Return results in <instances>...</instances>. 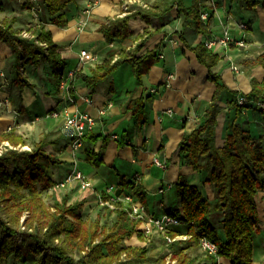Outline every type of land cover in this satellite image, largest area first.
<instances>
[{
    "label": "trees",
    "instance_id": "16d2710c",
    "mask_svg": "<svg viewBox=\"0 0 264 264\" xmlns=\"http://www.w3.org/2000/svg\"><path fill=\"white\" fill-rule=\"evenodd\" d=\"M244 1L249 8L259 5L264 10V0ZM70 2L74 0H40L39 4L47 12V22L63 25L66 19L62 10ZM23 6L30 8L29 0H24ZM173 6L182 18L183 26L205 33L206 25L197 4L185 5L183 0H174L160 12H156L154 6L132 5L125 15L109 17L99 29L108 42L115 39L133 41L137 37L140 40L130 50L122 48L116 58L113 55L102 58L88 72L74 71L70 92L73 93L77 84L92 92L124 62L132 64L134 77L140 83L142 75L157 59L160 45L156 44L138 56L136 52L157 29L145 28L134 37L128 20L139 16L150 23L152 16L168 13ZM3 10L4 4L0 0V12ZM16 18L12 14L0 19V39L10 46L14 55L15 77H20L19 66L25 61L32 64L40 60L49 62L56 83L55 92L58 93L59 79L67 72L66 57L60 53L44 23L35 25L31 34L24 36L12 25ZM189 48L207 68L206 76L214 83L215 90L198 125L184 132L178 144L182 163L190 165L201 176V182L193 183L181 177L174 182L180 208H171L167 213L177 216L180 222L170 229L169 234H183L186 238L175 239L171 243L170 258L175 262L164 260V263L193 264L196 258L187 249L199 246V239L206 238L216 244V256L227 258L230 264H252L254 237L260 222L257 195L264 191V108L259 105L264 102V77L258 80L250 76V89L244 94L258 113L263 130L255 137L240 123L244 109L250 105L238 103V91L229 88L221 75L213 70L220 56L207 48L204 42ZM250 63L264 68V50ZM20 80L21 86H33L25 78ZM223 91L229 92L231 98L227 100L223 144L217 146L215 125L221 107L216 101ZM130 108L132 115H142L143 98L133 101ZM99 136L91 130L85 135V140L94 143ZM3 141L12 147L0 154V264L9 259L12 264H27L29 261L32 264H131L146 259V244L135 246L125 243L133 236L144 240L145 234L140 229V222L130 218L121 203L113 209L103 207L114 214V221L106 225L100 224L98 219L83 218L82 199L70 203L67 194H63L51 204L43 200V190L56 185L51 167L60 163L53 152L43 148L48 143L43 137L29 150L23 149L17 146L26 144L25 138L11 127L0 132V143ZM85 161L93 165L102 164V151L87 148ZM205 184L213 190L212 199L203 189ZM119 189L128 190L145 205L141 185L126 181L122 176ZM216 256L207 255L205 263L217 264Z\"/></svg>",
    "mask_w": 264,
    "mask_h": 264
},
{
    "label": "crops",
    "instance_id": "0c3cea01",
    "mask_svg": "<svg viewBox=\"0 0 264 264\" xmlns=\"http://www.w3.org/2000/svg\"><path fill=\"white\" fill-rule=\"evenodd\" d=\"M1 1L4 10L0 12V19L15 14L17 18L12 25L20 30L22 35L29 36L31 28L39 23H44L49 28L60 53L68 61L66 70L78 64L81 49L96 53L99 61L110 55L116 58L124 47L126 50L134 48L140 40L139 37L133 41H106L99 27L107 22L109 17L125 15L128 7L136 4L154 6L156 12L170 5L166 4V0H74L62 10L65 14V24L57 25L46 21L48 15L39 4L40 0H29L30 8L23 6L24 0ZM183 2L185 5L197 4L199 11H209L207 20L203 21L206 25L205 33L195 32L190 26H183L175 6L171 7L168 13L152 16L150 23L139 16L130 18L128 27L133 31L134 37L141 34L145 28L157 29L145 39L142 47L136 52L137 56L154 48L156 44L160 45L157 59L142 75L141 82L136 81L132 64L124 62L92 92L89 93L84 86L78 85L75 91L76 104L70 108L91 113L96 119L93 133L100 136L94 143L84 140L83 147L77 151L70 149L69 139L62 131L58 138L55 136L46 144L56 147L52 152L60 160L56 168L52 169L56 182L70 173L75 159L77 167L98 191L110 184L119 186L123 176L126 181L141 185L145 193L144 206L148 212L160 215L167 213L171 208H180L174 182L181 177L193 183H200L201 176L190 165L182 163L178 144L184 132L198 125L200 116L215 90L214 83L206 76L207 68L196 59L189 46L220 35L225 23L229 25L234 37H240L238 22L243 21L247 25L242 32L246 44L244 47L229 44L226 48L220 45L212 48L220 56L213 70L221 75L229 88L238 91V103L245 102L250 105L244 109L241 125L249 129L255 137L261 134L263 130L258 113L251 106V100L244 94L250 89V76L258 80L264 77V68L250 63L264 50V10L259 5L249 8L244 0ZM81 22H85V25L80 26ZM94 63H85L81 70L88 72ZM233 65L236 69H233ZM19 68L20 77H15L14 55L10 46L0 39V132L13 127L25 136L28 127L35 125L38 120L40 124L49 125L50 128H46V132L51 131L53 124L60 120L49 117L48 112L62 105L63 100L61 95L55 92L56 83L50 63L43 60L37 64L25 61ZM20 78H25L33 86H21ZM83 96H88L89 102H86ZM140 97L144 100V111L142 115L134 116L130 106ZM230 98V93L223 91L216 101L221 107L215 125L217 146L223 144L228 114L227 100ZM101 108L105 110L102 114L99 113ZM87 148H92L95 152L101 150L103 163L93 165L85 161ZM155 160L164 163L165 167L157 165ZM108 178L114 180L108 181ZM58 183L52 188L58 187ZM66 185H69L64 191L68 202L84 197V208H89L97 201L92 188L83 193L77 189L76 181ZM160 188L163 191L160 192ZM203 189L213 197L209 184H205ZM257 200L263 205L259 214L258 231L262 238L264 191L258 193ZM262 243L264 247V240ZM223 263L230 264L227 258H223ZM252 264L264 263L263 260H253Z\"/></svg>",
    "mask_w": 264,
    "mask_h": 264
},
{
    "label": "built area",
    "instance_id": "2783aa9c",
    "mask_svg": "<svg viewBox=\"0 0 264 264\" xmlns=\"http://www.w3.org/2000/svg\"><path fill=\"white\" fill-rule=\"evenodd\" d=\"M200 17L203 21H205L208 18V11L201 10ZM83 25H85V22H81L80 26ZM246 27L247 25L243 21L238 22V31L241 36L234 37L229 25L225 23L223 24L222 33L204 41V44L210 49L214 48L216 45L226 48L229 46V44H235L238 47H244L246 41L244 40L242 32L244 29H246ZM78 58V64L74 68L67 70V72L59 79L58 93L61 95L63 104L51 109L50 112H48V115L52 117L62 115V132L68 137L69 146L72 151H77L83 147L85 135L89 131L93 130V127L96 123L95 117L88 111L70 108L76 103L75 94H72L69 90L70 79L73 77L74 71L81 69L85 63H94L98 61V55L88 49H81L79 51ZM232 67L233 69H236L235 65ZM84 87L86 88V86ZM76 88L77 87L75 85L74 92L76 91ZM83 99L86 102H89L88 96H83ZM259 105L264 108V102H260ZM104 111V108H101L99 113L102 114ZM113 137H115V135H113ZM6 144L7 142L3 143L4 146L0 149V154L7 149V147L5 148ZM155 162L160 167H165L164 163L158 160H155ZM72 181L77 182L78 188L80 190H85L86 188L92 187V182H90L85 174L77 167L75 159L72 162L70 173L65 176V179L59 182V185L61 184V186H64L65 184ZM159 191L161 192L163 189L160 188ZM95 194L97 202L100 206H106L110 209H113L117 203H121L123 208L127 211L129 217L133 220L139 221L140 229L144 230L146 233L159 232L163 234L167 244L177 239L175 236H171L169 234L170 229L174 226H177L180 222L177 216L170 215L166 212L160 215L148 212L145 209L143 203L138 198L134 197L133 194L128 190H120L119 186L116 184L107 185L102 190L95 192ZM104 195L106 197H104ZM183 238H186V236L184 235ZM199 245L205 254L216 256L217 246L214 242L206 238H200ZM221 258V256H216L217 264H223Z\"/></svg>",
    "mask_w": 264,
    "mask_h": 264
},
{
    "label": "rangeland",
    "instance_id": "374dc122",
    "mask_svg": "<svg viewBox=\"0 0 264 264\" xmlns=\"http://www.w3.org/2000/svg\"><path fill=\"white\" fill-rule=\"evenodd\" d=\"M173 1L174 0H166V4L173 3ZM208 14H209V11H208ZM71 68H73V67H71ZM76 87H78V84L76 85ZM72 94H75V92L73 91ZM49 117H52V116H49ZM62 118H63L62 115L55 117V119L53 118L56 121L57 120H60V121H57V123L53 124V128L50 129L52 132L51 131L46 132V128H50L49 125L45 126L43 123L40 124V121L38 120V122L35 123V125L28 127V130H27L28 132H26L25 136H23L26 140V144H24V145L19 144L17 147H21L23 149L27 148V150H29L32 147V145L35 142H38L42 137L47 142L53 140L52 138L55 136H57V138H58V136H60L59 135L60 132L62 131V126H61L63 123ZM4 142H7V141H3L0 143V149L4 146L3 145ZM6 147L9 148L12 146L7 142L5 148ZM43 148L47 152H52V149L54 150V148H56V147H54L53 145H45ZM54 168H56V166L51 167V169H54ZM52 178H53V176H52ZM63 179H65V178H63ZM54 180L56 182V179H54ZM59 180L57 182L62 181V180H60V181ZM107 180L112 181V180H114V178H108ZM90 182H91V180H90ZM65 185L61 186V184H60V185H58V187H55L52 189L48 188L46 190H43V193H42L43 200L46 203L51 204L55 199L57 200V199L61 198V196L63 194H65L64 191H66V189H67L66 187L69 186V185H66V186ZM90 188H92L93 193L98 191L95 188H93V184H92V187H89V189ZM77 189H79V188H77ZM86 189H88V188H86ZM85 190H80V191L84 193ZM81 195H82V193H81ZM208 196L210 199L213 198L211 194H208ZM83 198L84 197H80V199H82L84 201L85 199H83ZM261 207H263V205L261 203H259V214L262 211ZM82 216H83V218H88L91 221L98 219L100 224H106V225H109L114 221V214L109 213L108 210L103 209V206H100L97 201L95 202V204H93L89 208L88 207L84 208V206H83ZM262 226H264V223ZM22 227L23 226H20V228H22ZM142 232L145 234L144 240H139L136 236H133V237L125 240L126 244L135 245V246H144L146 244V248H147L146 259L144 261L133 262L131 264H165L164 260L167 263L175 262L174 259L170 258V256H171L170 251H171V243L172 242L167 244L165 239H164L163 234H161L159 232L146 233L144 230H142ZM183 236H184L183 234L175 235V237L177 239H184ZM263 240H264V237L260 238V234H258V233L254 237V244H255L254 246L255 247H254L253 260L256 262L263 260V263H264V256H263L264 255V247H263V243H262ZM187 250H189V252L191 253L190 254L191 256H194L196 258L193 264H206L205 262H207L206 261L207 255L205 254V252H203L201 250L200 245L195 246L194 248L187 249ZM223 258L224 257L221 258L222 263H223ZM2 264H12L11 259L3 262ZM21 264H24V263H21ZM27 264H32V263L29 261Z\"/></svg>",
    "mask_w": 264,
    "mask_h": 264
}]
</instances>
